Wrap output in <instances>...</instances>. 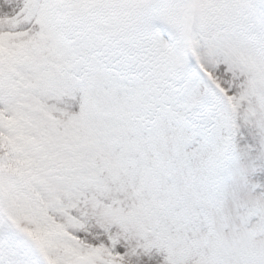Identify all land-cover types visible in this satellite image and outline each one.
I'll return each instance as SVG.
<instances>
[{"label": "snow or ice", "instance_id": "snow-or-ice-1", "mask_svg": "<svg viewBox=\"0 0 264 264\" xmlns=\"http://www.w3.org/2000/svg\"><path fill=\"white\" fill-rule=\"evenodd\" d=\"M0 264H264V0H0Z\"/></svg>", "mask_w": 264, "mask_h": 264}]
</instances>
